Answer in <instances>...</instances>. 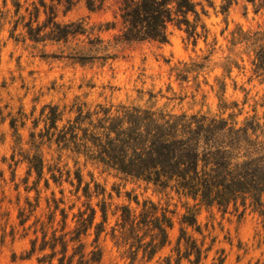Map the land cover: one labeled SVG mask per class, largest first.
Here are the masks:
<instances>
[{"label": "rangeland", "instance_id": "obj_1", "mask_svg": "<svg viewBox=\"0 0 264 264\" xmlns=\"http://www.w3.org/2000/svg\"><path fill=\"white\" fill-rule=\"evenodd\" d=\"M195 1L206 13L200 22L205 31L198 27L202 34L196 40L185 26L170 25L166 41L116 42L118 26L106 29L105 24L118 25L114 15L121 0H94L93 11L85 0H0V264H40L37 257L49 250L28 255L32 230L39 228L34 222L53 219V227L60 228L64 209L73 227L72 214L84 202L97 210L106 205L98 241L101 264H128L126 248L114 244L111 228L121 206L137 213L144 201L157 204L173 225L153 259L139 253L133 264H159L169 255L171 264H191L175 263L181 229L189 241L209 248L200 264L217 263L219 257L220 264H264V213L248 202L245 208L207 206L170 187L85 161L57 140L79 109L93 111L98 105L233 114L238 124L252 117L264 122V73L253 70L255 48L233 42L239 28L264 32V0ZM53 21H82L87 32L57 40ZM53 109L60 116L54 127ZM192 214L196 224L191 226L184 217ZM101 220L98 210L95 223ZM89 233L83 239L87 250L94 228Z\"/></svg>", "mask_w": 264, "mask_h": 264}, {"label": "trees", "instance_id": "obj_2", "mask_svg": "<svg viewBox=\"0 0 264 264\" xmlns=\"http://www.w3.org/2000/svg\"><path fill=\"white\" fill-rule=\"evenodd\" d=\"M85 4L90 11L95 9L94 0H85ZM198 5L195 0H121L114 15L118 25L113 20L105 28L118 26L116 42L166 41L170 25L185 26L196 40L205 31L200 22L206 14L203 7L198 10ZM229 5L224 4L223 10L227 11ZM53 25L59 32L55 35L57 40L87 32L82 21L66 25L53 21ZM233 42L254 47L253 70L264 73V32L250 33L239 28L233 33ZM59 117L53 109L49 115L53 127ZM57 140L61 148L83 155L85 161L163 188L170 187L207 206L226 209L230 204L237 208L240 203L245 208L248 202L264 213V122L255 117L238 124L233 114L209 117L137 105H98L93 111L79 109L59 130ZM77 180L80 183L79 175ZM89 190L86 183L87 198ZM82 206L72 214L73 227H69L64 209L60 210V228L53 227V219L36 220L34 224L39 223V228L32 230L34 237L30 239L28 255L36 250H49L37 257L38 263L53 264L56 259L55 264H101L103 251L98 241L107 222L106 205L103 202L98 207L102 220L96 223L98 210L88 202ZM120 208L119 220L110 233L114 244L126 248L123 254L130 259L128 264H133L139 253L142 259H153L168 241L167 231L173 225L171 217L151 201H144L137 213L128 206ZM189 217L184 221L195 225V215L184 218ZM92 228L94 238L87 250L83 239ZM189 239L181 229L175 263L186 259L191 264H200L206 258L209 248L203 249ZM171 263L169 255L159 264ZM220 263L221 257L214 264Z\"/></svg>", "mask_w": 264, "mask_h": 264}]
</instances>
